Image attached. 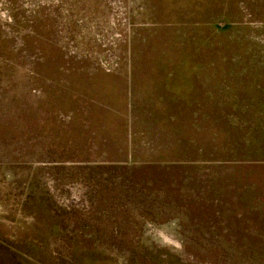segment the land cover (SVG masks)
Instances as JSON below:
<instances>
[{
    "label": "rangeland",
    "instance_id": "374dc122",
    "mask_svg": "<svg viewBox=\"0 0 264 264\" xmlns=\"http://www.w3.org/2000/svg\"><path fill=\"white\" fill-rule=\"evenodd\" d=\"M0 264H264V0H0Z\"/></svg>",
    "mask_w": 264,
    "mask_h": 264
}]
</instances>
